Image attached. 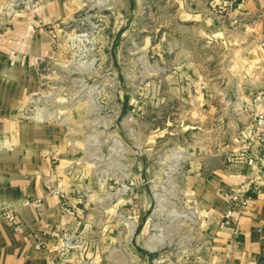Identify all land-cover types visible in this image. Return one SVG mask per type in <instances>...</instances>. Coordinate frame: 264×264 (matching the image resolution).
I'll return each instance as SVG.
<instances>
[{"label": "rangeland", "instance_id": "1", "mask_svg": "<svg viewBox=\"0 0 264 264\" xmlns=\"http://www.w3.org/2000/svg\"><path fill=\"white\" fill-rule=\"evenodd\" d=\"M38 1L14 0L12 8ZM183 1L67 0L73 16L59 24L27 114L83 120L73 127L75 145L101 185V236L73 234L64 251H73L75 264H225L206 240L189 187L199 159L252 121L246 106L264 91V61L254 59L255 38L242 41L240 29L197 40L193 23L180 20ZM194 1L231 20L225 0ZM194 45L220 109L211 121L162 94L178 67L175 53Z\"/></svg>", "mask_w": 264, "mask_h": 264}, {"label": "crops", "instance_id": "2", "mask_svg": "<svg viewBox=\"0 0 264 264\" xmlns=\"http://www.w3.org/2000/svg\"><path fill=\"white\" fill-rule=\"evenodd\" d=\"M13 2L0 0V264H75L73 251L61 250L63 239L51 232L79 234L88 241L91 233L101 236V185L91 182L88 154L75 145L79 141L73 127L83 120H43L27 114L31 99L41 91V65L54 54L59 24L71 19L73 8L67 0H40L29 9L16 10ZM225 3L231 20L221 21L212 10L204 13L194 0L182 2L180 20L193 23L197 40L217 39L227 32L225 27L245 31L242 41L252 35L259 53L254 59L264 61V0ZM38 20H43V27H38ZM168 46L171 54L175 48L169 42ZM192 48L183 46L175 53L178 67L167 77L162 94L188 103L190 111L201 113V122L211 121L220 109L196 57V45ZM246 107L253 115L264 113V91ZM251 122L238 134L226 136L220 151L199 159L189 187L206 225V240L225 264H264V182L258 185L251 211L240 219L242 233L233 234L234 219L219 225L229 206L223 194L251 174L242 159L253 148L248 139ZM37 200L41 207L26 204ZM7 208L15 211V224L5 219ZM39 243L44 247L38 248Z\"/></svg>", "mask_w": 264, "mask_h": 264}, {"label": "built area", "instance_id": "3", "mask_svg": "<svg viewBox=\"0 0 264 264\" xmlns=\"http://www.w3.org/2000/svg\"><path fill=\"white\" fill-rule=\"evenodd\" d=\"M248 139L253 143V148L251 154L247 155L244 153L242 159L245 160L251 174L247 180L241 182L235 190L223 194L229 206L219 220V225L224 227L228 221L234 219V235L242 233L240 219L243 215L251 211V205L258 192V185L264 182V113L257 112L253 115ZM56 193H59V191ZM26 204H34L37 207H41V202L39 200L33 203L27 201ZM3 214L9 223L15 224L17 222V216L13 209L7 208ZM51 235L63 239V243L60 247L61 250L71 247L73 240L72 233L63 232L61 234L60 232H51ZM43 247V243L38 244V248Z\"/></svg>", "mask_w": 264, "mask_h": 264}]
</instances>
